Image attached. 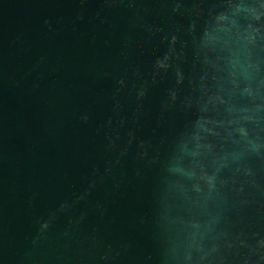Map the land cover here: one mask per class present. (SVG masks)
<instances>
[{
	"label": "water",
	"instance_id": "95a60500",
	"mask_svg": "<svg viewBox=\"0 0 264 264\" xmlns=\"http://www.w3.org/2000/svg\"><path fill=\"white\" fill-rule=\"evenodd\" d=\"M0 264H264V0H0Z\"/></svg>",
	"mask_w": 264,
	"mask_h": 264
}]
</instances>
